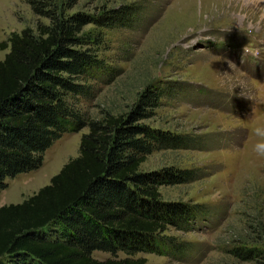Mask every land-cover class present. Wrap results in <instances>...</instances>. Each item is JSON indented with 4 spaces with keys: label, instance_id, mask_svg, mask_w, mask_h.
<instances>
[{
    "label": "trees",
    "instance_id": "16d2710c",
    "mask_svg": "<svg viewBox=\"0 0 264 264\" xmlns=\"http://www.w3.org/2000/svg\"><path fill=\"white\" fill-rule=\"evenodd\" d=\"M25 2L50 22L0 43V52L10 48L0 61V191L6 179L40 169L45 152L65 134L89 131L79 156L49 185L22 203L0 207V264H147L136 258L140 253L184 261L192 245L167 233L197 230L205 207L166 202L159 188L200 176L195 169L139 170L156 151L196 148L189 134L146 124L175 87L151 84L127 113L101 119L88 117L77 104L93 99L95 80L109 72L94 50L103 37L85 28L129 27L134 10L96 17L69 14L75 0ZM95 251L127 257L102 261ZM227 252L241 262L264 264V244L240 242Z\"/></svg>",
    "mask_w": 264,
    "mask_h": 264
},
{
    "label": "rangeland",
    "instance_id": "374dc122",
    "mask_svg": "<svg viewBox=\"0 0 264 264\" xmlns=\"http://www.w3.org/2000/svg\"><path fill=\"white\" fill-rule=\"evenodd\" d=\"M124 7L135 12L129 27L85 28L103 37L93 47L109 72L95 80L96 96L77 100L78 107L92 119L118 116L149 85L172 84L176 89L146 124L189 134L196 148L156 151L139 170H197L199 179L159 191L166 202L201 204L206 211L197 230L167 233L192 245L184 261L146 253L136 258L147 264H254L227 251L240 242L264 244V155L255 151L253 133L264 126V0H75L68 13L98 17ZM49 22L25 0H0V43L27 28L37 33ZM9 51H1L0 59ZM88 131L65 134L45 152L40 169L6 179L0 207L22 203L49 185L79 156ZM92 255L102 261L127 257Z\"/></svg>",
    "mask_w": 264,
    "mask_h": 264
},
{
    "label": "clouds",
    "instance_id": "9594fccd",
    "mask_svg": "<svg viewBox=\"0 0 264 264\" xmlns=\"http://www.w3.org/2000/svg\"><path fill=\"white\" fill-rule=\"evenodd\" d=\"M253 133L257 138V143L254 146L255 151L260 155H264V126H255Z\"/></svg>",
    "mask_w": 264,
    "mask_h": 264
},
{
    "label": "crops",
    "instance_id": "0c3cea01",
    "mask_svg": "<svg viewBox=\"0 0 264 264\" xmlns=\"http://www.w3.org/2000/svg\"><path fill=\"white\" fill-rule=\"evenodd\" d=\"M2 52H0V54H1ZM5 59V56L2 58V59H0V61H3ZM61 171V170H60ZM57 175V174H56ZM52 179V178H51Z\"/></svg>",
    "mask_w": 264,
    "mask_h": 264
}]
</instances>
